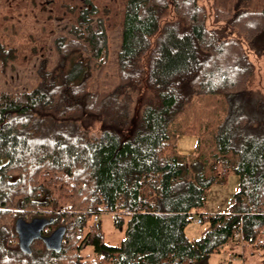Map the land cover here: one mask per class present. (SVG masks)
I'll list each match as a JSON object with an SVG mask.
<instances>
[{"label": "trees", "instance_id": "16d2710c", "mask_svg": "<svg viewBox=\"0 0 264 264\" xmlns=\"http://www.w3.org/2000/svg\"><path fill=\"white\" fill-rule=\"evenodd\" d=\"M212 1L219 27L200 0L45 1L61 34L55 60L31 89H0V264H208L235 247L264 259V93L250 88L264 0ZM118 25L115 83L102 87L91 79ZM16 57L0 41V61ZM219 95L210 158H181L179 117L195 97ZM230 173L240 180L230 209L203 211ZM104 212L126 222L120 245L104 241ZM190 214L209 225L199 238L186 233ZM18 217L52 220L46 234L65 226L61 250L36 239L22 251Z\"/></svg>", "mask_w": 264, "mask_h": 264}, {"label": "rangeland", "instance_id": "374dc122", "mask_svg": "<svg viewBox=\"0 0 264 264\" xmlns=\"http://www.w3.org/2000/svg\"><path fill=\"white\" fill-rule=\"evenodd\" d=\"M46 0H0V41L6 47H14L17 57L11 59L6 65L0 61V89L29 90L37 81L38 68L43 60L51 63L55 60L52 48L53 38L61 35L56 29V22L43 10L48 7ZM36 5L32 8V5ZM28 3L29 5L25 8ZM208 12V26L219 27L223 23L215 20L212 0H200ZM39 28H37V27ZM122 27L116 26L110 30L109 61L102 74L97 76L98 69L94 71L92 83L110 88L115 83L114 72L117 68L118 51L122 43ZM54 36V37H53ZM43 38V39H42ZM38 39H41L37 42ZM54 47V46H53ZM254 62L255 74L251 80L250 88L264 93V56L257 57L250 54ZM101 72V71H100ZM219 96H197L187 106L185 112L179 117L178 127L189 131L179 132L175 137L178 153L183 159L190 162L197 157L210 158L214 147L212 134L215 127L225 115L223 106H220ZM239 176L230 173L227 177H221L207 191L203 211L208 213H225L232 204L233 198L239 189ZM102 227L104 241L110 245H120L126 236V222L122 227H117L114 222V214L104 212L98 216ZM207 224L190 222L186 233L191 238H199L203 235V229ZM88 246L87 251L91 252ZM233 255L222 251L210 255L208 264H264V259L248 252L244 256H238L232 261ZM243 257V259H242ZM246 258V259H244Z\"/></svg>", "mask_w": 264, "mask_h": 264}, {"label": "water", "instance_id": "95a60500", "mask_svg": "<svg viewBox=\"0 0 264 264\" xmlns=\"http://www.w3.org/2000/svg\"><path fill=\"white\" fill-rule=\"evenodd\" d=\"M51 223L52 220L44 217H34L31 220L18 217L15 222V229L18 233L20 249L26 253H31L33 242L36 239H41L45 243L46 248L57 252L60 251L66 228L65 226H59L50 234L44 235V228Z\"/></svg>", "mask_w": 264, "mask_h": 264}, {"label": "crops", "instance_id": "0c3cea01", "mask_svg": "<svg viewBox=\"0 0 264 264\" xmlns=\"http://www.w3.org/2000/svg\"><path fill=\"white\" fill-rule=\"evenodd\" d=\"M205 224H207V227H205V229H203V234L209 229L208 223H205ZM225 252H228V253L233 255L232 261L237 260L238 256H242V254H241L242 250L239 247H235V249H232L230 251H225ZM242 259H243V257H242Z\"/></svg>", "mask_w": 264, "mask_h": 264}, {"label": "built area", "instance_id": "2783aa9c", "mask_svg": "<svg viewBox=\"0 0 264 264\" xmlns=\"http://www.w3.org/2000/svg\"><path fill=\"white\" fill-rule=\"evenodd\" d=\"M188 218L190 220H192L193 222H196V223H199V224L202 223V218L200 216L195 215V214H190L188 216ZM96 220H97V218H96ZM236 236H238V234H236Z\"/></svg>", "mask_w": 264, "mask_h": 264}, {"label": "flooded vegetation", "instance_id": "af4514ba", "mask_svg": "<svg viewBox=\"0 0 264 264\" xmlns=\"http://www.w3.org/2000/svg\"><path fill=\"white\" fill-rule=\"evenodd\" d=\"M46 227H47V226H46ZM46 227H45L44 230H43V234H44V235H47V234L45 233ZM54 230H55V229H54ZM50 233H51V232H50ZM50 233H49V234H50ZM18 242H19V237H18Z\"/></svg>", "mask_w": 264, "mask_h": 264}]
</instances>
